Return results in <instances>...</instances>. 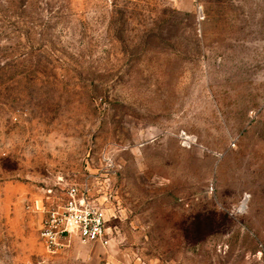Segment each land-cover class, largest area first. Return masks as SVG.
<instances>
[{
    "label": "rangeland",
    "instance_id": "obj_1",
    "mask_svg": "<svg viewBox=\"0 0 264 264\" xmlns=\"http://www.w3.org/2000/svg\"><path fill=\"white\" fill-rule=\"evenodd\" d=\"M0 264H264V0H0Z\"/></svg>",
    "mask_w": 264,
    "mask_h": 264
},
{
    "label": "built area",
    "instance_id": "obj_2",
    "mask_svg": "<svg viewBox=\"0 0 264 264\" xmlns=\"http://www.w3.org/2000/svg\"><path fill=\"white\" fill-rule=\"evenodd\" d=\"M41 238L49 250H56L76 236L85 243H110L105 211L90 201L85 190L73 184L65 200L48 210Z\"/></svg>",
    "mask_w": 264,
    "mask_h": 264
}]
</instances>
